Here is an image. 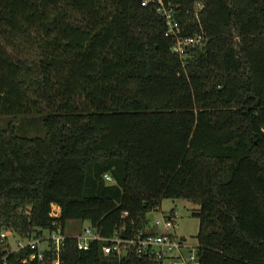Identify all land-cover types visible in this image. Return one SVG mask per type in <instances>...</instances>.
I'll use <instances>...</instances> for the list:
<instances>
[{"label":"trees","instance_id":"obj_1","mask_svg":"<svg viewBox=\"0 0 264 264\" xmlns=\"http://www.w3.org/2000/svg\"><path fill=\"white\" fill-rule=\"evenodd\" d=\"M160 1L206 36L184 59L157 0H0V234L157 235L147 214L184 199L199 264H264V0ZM28 116L45 137L18 135ZM107 243L67 238L60 263L162 264ZM11 249L0 239V264L53 263Z\"/></svg>","mask_w":264,"mask_h":264},{"label":"built area","instance_id":"obj_2","mask_svg":"<svg viewBox=\"0 0 264 264\" xmlns=\"http://www.w3.org/2000/svg\"><path fill=\"white\" fill-rule=\"evenodd\" d=\"M150 0H143L142 5L146 6ZM157 13L164 19L166 23V30L164 35L170 37L173 40L171 52L181 59H184L190 50L199 48L204 45L206 36L203 33H198L192 36H182L181 28L176 19V11L171 6H164L160 0H157ZM104 179L112 183L113 180L107 174ZM59 209L56 206L52 207L51 216L58 217ZM175 217L173 214L164 217L161 221L156 222V226H161L164 230L168 231L174 228ZM55 224H53L54 226ZM14 238L11 231H4L0 234L1 240H8ZM72 238L77 241V248L80 251L88 250L90 244L94 241H107L108 243L102 246L104 256L112 255L120 257L126 255L131 249H134L139 257L153 258L158 262H163L166 258L169 259L171 264H177L179 261L183 263L191 262V264H199L197 258L190 255L185 258L181 253V250L185 247H190L182 239L175 237L169 233H161L157 235H145L143 232H139L136 237L132 239H120L118 236H113L108 239H103L98 236L96 231L90 226L86 225L82 228V231L76 235H67L63 233L60 227H56L55 230L48 231L47 235L41 238H24L19 239L12 246L11 252L18 249L29 248L32 253L29 256L28 261L37 259L39 261L44 259L45 252H50L54 257L52 264L60 263V253L64 247L65 240ZM192 251L190 250L189 253ZM23 260V263H26Z\"/></svg>","mask_w":264,"mask_h":264},{"label":"rangeland","instance_id":"obj_3","mask_svg":"<svg viewBox=\"0 0 264 264\" xmlns=\"http://www.w3.org/2000/svg\"><path fill=\"white\" fill-rule=\"evenodd\" d=\"M200 6H197L198 10ZM9 118L0 117V127H6ZM18 135L25 138H43L45 137L46 130L43 126V120L41 116H28L21 117L18 120L17 125ZM199 207L190 201L184 199L170 200L165 199L162 201L160 208L157 211H152L147 214V219L149 225H152L156 221H161L164 217L169 216L170 213H173L175 217L174 228L169 229L168 231L164 230L161 226L157 227L158 234H171L175 237L182 239L190 247H185L181 250V253L185 258L192 255L197 258V240L196 235L198 232V219L195 214L198 212ZM88 225L87 223L81 224L78 222H68L65 227V233L67 235H76L82 231L84 226ZM48 232L44 231V235H47ZM16 237L10 238L9 242L11 246H14ZM192 251L189 253V251ZM162 264H171L169 259L166 258ZM177 264H186L179 261ZM187 264H191L188 262Z\"/></svg>","mask_w":264,"mask_h":264},{"label":"crops","instance_id":"obj_4","mask_svg":"<svg viewBox=\"0 0 264 264\" xmlns=\"http://www.w3.org/2000/svg\"><path fill=\"white\" fill-rule=\"evenodd\" d=\"M156 222L152 225V227L149 225L148 229H155V231L157 232V229H158L157 227H159V226H156Z\"/></svg>","mask_w":264,"mask_h":264}]
</instances>
